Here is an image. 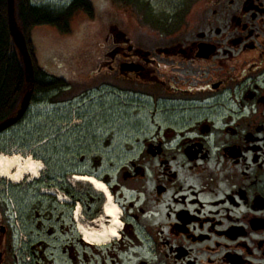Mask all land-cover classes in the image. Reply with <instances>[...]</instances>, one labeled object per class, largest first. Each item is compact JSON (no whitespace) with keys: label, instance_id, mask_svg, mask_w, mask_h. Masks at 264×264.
I'll list each match as a JSON object with an SVG mask.
<instances>
[{"label":"flooded vegetation","instance_id":"flooded-vegetation-1","mask_svg":"<svg viewBox=\"0 0 264 264\" xmlns=\"http://www.w3.org/2000/svg\"><path fill=\"white\" fill-rule=\"evenodd\" d=\"M108 1L78 107L107 98L133 120L109 114L76 174L108 189L117 237L89 244L73 218L109 227L103 194L39 178L47 206L0 190V264H264V0Z\"/></svg>","mask_w":264,"mask_h":264},{"label":"rangeland","instance_id":"rangeland-1","mask_svg":"<svg viewBox=\"0 0 264 264\" xmlns=\"http://www.w3.org/2000/svg\"><path fill=\"white\" fill-rule=\"evenodd\" d=\"M32 1L42 2L44 6H50L49 8L55 10L65 7L71 0ZM155 1L158 3L157 0ZM90 2L94 9L93 18L90 19L78 13L71 21L68 33H61L55 27L45 25L31 29L29 40L35 65L48 75L47 80L51 77L60 78L69 87L53 95L35 93L34 96L38 100L31 102L23 119L0 134V154L20 153L26 156L31 152L34 159H39L44 166L39 178H51L53 182L63 177L70 178L71 174L74 175L87 167L88 160L90 162L91 158L89 155L95 152L96 146L100 145L106 134L96 139L91 137L93 134L100 135L105 130L101 129V124L110 120L109 114L113 113L116 121L133 120L131 110L126 108L125 111H116L109 106L107 98L95 99L78 107V75L91 67L86 57L95 50V47L97 48V42L110 17L108 0H90ZM179 2L180 0H173L172 3L177 5ZM162 3L163 0H159L160 9ZM95 128H97L96 132H94ZM112 146L118 145L112 143ZM116 152L113 150L112 155L115 156ZM81 156L82 161H80ZM121 161L120 158L116 162ZM78 185L88 187L85 183H74L77 194ZM44 187L37 184L35 180L28 181L26 178L17 185L0 178V190L4 197L7 193H11L17 201L27 197L25 200L22 199L24 202L21 206L35 201H40L43 206H47L52 201L51 198L49 199L48 195L42 197L39 192L55 190V188L54 186ZM56 193L66 195V192L62 193L60 189ZM52 207L55 208V213L62 211L63 216L67 215L62 208L63 203L58 205L53 203Z\"/></svg>","mask_w":264,"mask_h":264},{"label":"trees","instance_id":"trees-1","mask_svg":"<svg viewBox=\"0 0 264 264\" xmlns=\"http://www.w3.org/2000/svg\"><path fill=\"white\" fill-rule=\"evenodd\" d=\"M78 13L93 18L90 0H71L63 9L35 6L30 0H15V17L27 42L34 66V82L31 99L38 100L35 93L49 95L68 89L60 78H50L40 71L31 52L29 33L36 26H53L61 33L70 32V23ZM22 65L8 34L6 0H0V122L13 114L25 89Z\"/></svg>","mask_w":264,"mask_h":264},{"label":"bare ground","instance_id":"bare-ground-1","mask_svg":"<svg viewBox=\"0 0 264 264\" xmlns=\"http://www.w3.org/2000/svg\"><path fill=\"white\" fill-rule=\"evenodd\" d=\"M32 101L33 99H30L29 105ZM22 119L23 118L18 120V122H20ZM43 169L44 166L40 160L34 159L29 155L23 156L20 153L0 154V178L7 180L11 184L17 185L25 180V178H28V181L38 180ZM70 182L88 184L94 188V190L103 194L105 197L103 212L107 217H112L110 222L111 224L110 226L108 225L109 227H102L101 231L86 230L84 227L78 225V207L75 208L73 218L76 220L77 229H79L82 233L83 240L89 244L102 245L106 244L109 240L115 239L120 227L117 223L119 213L116 205L112 202L111 195L105 185L90 175L78 176V174H74L71 176ZM48 194L55 196L57 201L60 203H68V200L62 195H53V192H49Z\"/></svg>","mask_w":264,"mask_h":264},{"label":"water","instance_id":"water-1","mask_svg":"<svg viewBox=\"0 0 264 264\" xmlns=\"http://www.w3.org/2000/svg\"><path fill=\"white\" fill-rule=\"evenodd\" d=\"M6 16L8 34L22 65L25 91L22 94L13 114L0 122V133L14 126L18 120L24 117L30 106L29 103L32 94L31 87L34 82V66L32 58L28 50L24 34L19 28L15 17V0H6Z\"/></svg>","mask_w":264,"mask_h":264}]
</instances>
